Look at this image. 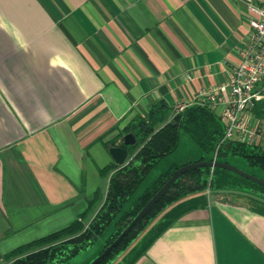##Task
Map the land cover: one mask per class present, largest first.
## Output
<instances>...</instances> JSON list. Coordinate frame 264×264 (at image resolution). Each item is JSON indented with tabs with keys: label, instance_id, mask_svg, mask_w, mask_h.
<instances>
[{
	"label": "crops",
	"instance_id": "crops-1",
	"mask_svg": "<svg viewBox=\"0 0 264 264\" xmlns=\"http://www.w3.org/2000/svg\"><path fill=\"white\" fill-rule=\"evenodd\" d=\"M263 8L264 0H0V264L82 215L87 224L112 174L105 143L119 142L123 126L150 107L163 103L173 116L224 83L253 9ZM222 107L211 109L221 123ZM247 119L253 145L264 147L262 118L251 111ZM184 142L196 163L202 153L185 134ZM169 156L159 162L164 172L179 166ZM244 196L185 198L116 264H127L163 221L134 264H264V212Z\"/></svg>",
	"mask_w": 264,
	"mask_h": 264
},
{
	"label": "trees",
	"instance_id": "trees-1",
	"mask_svg": "<svg viewBox=\"0 0 264 264\" xmlns=\"http://www.w3.org/2000/svg\"><path fill=\"white\" fill-rule=\"evenodd\" d=\"M163 103L150 107L147 116H135L119 131V142L109 141L106 148L119 146L127 149L128 161L123 166L112 164L108 170L112 172L103 203L99 206L92 219L84 224L83 215L66 228L20 246L2 256L6 264H60L64 263L90 247L106 229L110 228L104 248L109 246L153 195L165 184L172 173L181 166L171 167L159 175L150 184L143 186L146 178L156 165L165 157L176 151L180 134L184 133L199 148L202 156L196 161H210L217 152V161L228 163L227 158L239 157L247 164L264 175V147L241 144L235 141L222 142L224 128L219 117L209 107L192 105L175 112ZM262 118L264 116V101L256 103L252 110ZM132 134L135 143L123 146L122 138ZM118 140V139H117ZM253 176V175H252ZM256 177V176H255ZM258 178V177H257ZM264 180V178H260ZM139 194L132 199L135 193ZM209 190H248L262 197L264 188L233 175L222 169H193L184 173L152 206L147 214L122 239L118 246L98 264H106L110 259L128 249L138 237L148 228L151 221L168 208L187 197L198 195ZM98 195L95 196L97 198ZM95 200V199H94ZM257 210L264 212V204L260 203ZM93 201L88 203L92 209ZM169 221L161 222L153 234L141 242L134 250L135 256L126 259L127 264H134L143 254L146 247L153 242ZM99 253V254H100Z\"/></svg>",
	"mask_w": 264,
	"mask_h": 264
},
{
	"label": "built area",
	"instance_id": "built-area-1",
	"mask_svg": "<svg viewBox=\"0 0 264 264\" xmlns=\"http://www.w3.org/2000/svg\"><path fill=\"white\" fill-rule=\"evenodd\" d=\"M253 12L254 17L249 20L248 40L238 53V63L229 69L226 81L203 93L198 103L210 109L223 106L221 119L224 133L221 143L235 141L251 145L256 139V131L247 116L256 103L264 101V8L253 9ZM183 108L178 107L176 112ZM210 161H217V152Z\"/></svg>",
	"mask_w": 264,
	"mask_h": 264
},
{
	"label": "water",
	"instance_id": "water-1",
	"mask_svg": "<svg viewBox=\"0 0 264 264\" xmlns=\"http://www.w3.org/2000/svg\"><path fill=\"white\" fill-rule=\"evenodd\" d=\"M123 146H132L135 143V138L132 134H126L123 136L122 140ZM108 153L117 166H123L128 161V151L127 149L119 146H112L108 149ZM208 168V169H222L228 172H231L247 181H250L256 185H259L264 188V180L252 176L248 173H245L234 166L216 161H201L196 163H190L184 166H181L175 170L171 177L165 182V184L153 195L149 202L142 208L138 215L131 221V223L122 231V233L113 241L109 246L103 249V251L89 264H98L101 260L106 258L112 251L115 249L122 239L134 228V226L147 214V212L156 204L160 198L166 193V191L186 172L193 169Z\"/></svg>",
	"mask_w": 264,
	"mask_h": 264
},
{
	"label": "rangeland",
	"instance_id": "rangeland-1",
	"mask_svg": "<svg viewBox=\"0 0 264 264\" xmlns=\"http://www.w3.org/2000/svg\"><path fill=\"white\" fill-rule=\"evenodd\" d=\"M257 120V118L255 119ZM262 121L264 122V116L262 117ZM254 125V124H253ZM253 127V126H252ZM258 130L260 129L259 127L257 128ZM189 144H186L184 142V133H181L180 135V145H179V150L177 152H175L173 155L169 156L170 160L168 161H175L177 163V165L179 164V166H184V165H187L191 162H194V161H190V160H193V157H191L190 153H189ZM233 159H240L241 161L244 162V164L247 166V167H250L246 161H244L242 158H239V157H230V158H227V162L228 164L234 166L235 168L240 169V165L239 163H237L235 160ZM245 166V167H246ZM168 166H167V162H161L158 164V166H156L151 172L150 174L148 175V177L146 178V181L145 183L143 184V186H141V189L144 188L146 185H148L149 183H151L154 179H156L158 177V175H160L161 173H163L165 170H167ZM245 172V171H243ZM231 173V172H230ZM246 173V172H245ZM233 174V173H231ZM235 175V174H233ZM237 176V175H236ZM252 183V182H251ZM138 190L135 195L132 197V199H134L137 194H139V192L141 191ZM206 191H209V189H206L204 192ZM244 192L247 193V195L249 196H244L246 197L245 199L243 198L242 201L246 204H249L250 206L252 207H255V208H258L260 207V203L264 204L263 201H261L260 199L263 200V198L254 193V192H250V191H246V190H243ZM166 211V210H165ZM164 213V212H163ZM163 213H161L160 215H162ZM158 215L155 219H153L150 223V225L155 221L157 220V218L160 216ZM149 225V226H150ZM148 226V227H149ZM148 229V228H147ZM146 229V230H147ZM145 230V231H146ZM110 228L106 229V231L104 232V234L102 236H100L90 247H88L86 250L82 251L79 255H77L76 257L64 262V263H60V264H89L90 262H92L100 253L101 249L103 248L104 244H105V240L108 236V234L110 233ZM136 241V240H135ZM134 241V242H135ZM133 242V243H134ZM132 243V244H133ZM132 244L128 247L127 250L130 249V247L132 246ZM123 251L121 253H118L116 256H114L112 259H110L108 261V263L106 264H116L119 260V258L127 251Z\"/></svg>",
	"mask_w": 264,
	"mask_h": 264
}]
</instances>
